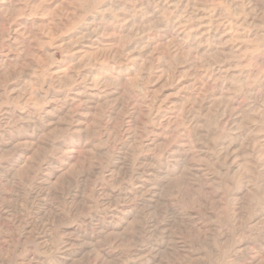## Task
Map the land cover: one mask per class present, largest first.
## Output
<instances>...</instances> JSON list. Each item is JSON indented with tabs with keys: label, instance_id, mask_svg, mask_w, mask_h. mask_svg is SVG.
I'll return each instance as SVG.
<instances>
[{
	"label": "rangeland",
	"instance_id": "1",
	"mask_svg": "<svg viewBox=\"0 0 264 264\" xmlns=\"http://www.w3.org/2000/svg\"><path fill=\"white\" fill-rule=\"evenodd\" d=\"M0 264H264V0H0Z\"/></svg>",
	"mask_w": 264,
	"mask_h": 264
}]
</instances>
